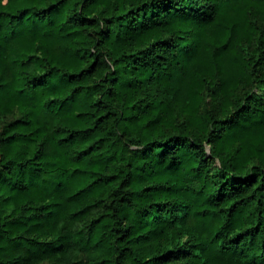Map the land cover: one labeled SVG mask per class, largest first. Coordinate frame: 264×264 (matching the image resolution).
<instances>
[{
    "label": "trees",
    "instance_id": "1",
    "mask_svg": "<svg viewBox=\"0 0 264 264\" xmlns=\"http://www.w3.org/2000/svg\"><path fill=\"white\" fill-rule=\"evenodd\" d=\"M0 264H264V0H0Z\"/></svg>",
    "mask_w": 264,
    "mask_h": 264
}]
</instances>
